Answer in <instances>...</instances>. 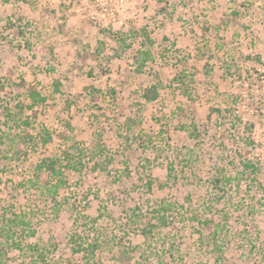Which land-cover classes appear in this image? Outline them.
Listing matches in <instances>:
<instances>
[{
	"label": "rangeland",
	"instance_id": "374dc122",
	"mask_svg": "<svg viewBox=\"0 0 264 264\" xmlns=\"http://www.w3.org/2000/svg\"><path fill=\"white\" fill-rule=\"evenodd\" d=\"M0 86V228L18 216L24 248L6 264L34 244L50 264H264V0H0ZM78 149L38 193L37 164Z\"/></svg>",
	"mask_w": 264,
	"mask_h": 264
},
{
	"label": "trees",
	"instance_id": "16d2710c",
	"mask_svg": "<svg viewBox=\"0 0 264 264\" xmlns=\"http://www.w3.org/2000/svg\"><path fill=\"white\" fill-rule=\"evenodd\" d=\"M2 88V86H0ZM28 97L31 101V104L29 105L31 110H34L36 106L42 105L43 103H46L47 97L43 95L39 90L32 87L27 90ZM158 90L155 86H152L151 88H147L144 91V97L148 100H155L158 96ZM25 108L23 105L19 106L17 111L10 110L8 114L12 116V118L15 119V122H17V126H20V128H23L24 135L26 137H31V127H32V120L31 115L24 116L23 113L25 111ZM33 111L32 113H34ZM9 133L12 131L11 128H8L7 130ZM13 133V132H11ZM25 136H21V138H25ZM42 144L46 145L49 142L53 140V134L50 130H48L46 127L41 130ZM97 150V151H96ZM96 153L100 154L102 153L101 149H95ZM87 153H84L83 150H79L78 152H72L69 150H65L61 156L57 157H45L40 163L36 166V172L34 173V180L33 185L36 187V190L38 193H50L51 195H56L59 193V190L66 185H68V170L73 171H79L81 168H83L86 164L85 159L87 157ZM101 155V154H100ZM97 163V162H95ZM243 169L245 172H248L251 174H254L257 172L256 164L251 159H244L242 161ZM96 165H99L98 163ZM46 173V177H43V173ZM223 175V174H222ZM226 181L230 182L231 178H227V176H222ZM220 178H216L214 183L217 186L220 183ZM164 209H167L164 207ZM165 221V220H164ZM20 222L22 220L18 219V216L13 219L8 220V226L0 228L3 233L0 234L2 240H0V263L6 264V260L8 259V252L9 249L18 248L23 250V246L20 240H17L16 235L18 236L17 228L20 225ZM166 222V221H165ZM214 224V221L211 219H207V224ZM215 229L212 235V240L215 242V246H217V249L219 250V254L223 252L222 245L219 244V235L218 232L222 229L221 223H215ZM11 240V242H10ZM74 240V238H73ZM75 241V248L74 250L77 252H85L86 255H89V252L92 254H95V251L98 250L100 243L98 241L95 242H88L87 246H85L84 242L82 241ZM29 249H32L31 257V263L34 264H50L47 261L46 252L39 244L30 245L28 247ZM30 249V250H31ZM220 254V255H221ZM89 259L90 257L87 256Z\"/></svg>",
	"mask_w": 264,
	"mask_h": 264
}]
</instances>
